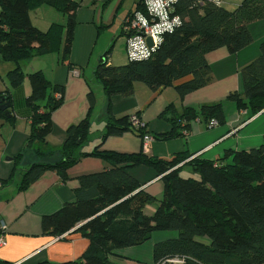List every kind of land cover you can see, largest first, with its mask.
Here are the masks:
<instances>
[{"label":"trees","instance_id":"16d2710c","mask_svg":"<svg viewBox=\"0 0 264 264\" xmlns=\"http://www.w3.org/2000/svg\"><path fill=\"white\" fill-rule=\"evenodd\" d=\"M222 3L177 0L170 16H178L180 23L162 33L161 42L150 57L114 65L109 62L113 44L101 55L94 80L106 93L104 131L96 129L89 116L71 125L61 146L36 150L38 161L24 171L20 183V189H25L47 171H56L67 180L69 169L87 156L107 161L108 169L80 177L75 201L41 219L44 232L54 236L83 223L78 230L88 237L89 245L76 260H45L38 264H117L110 258L113 250L140 245L155 231L178 233L176 238L156 244L157 263L184 256L185 264H264V136L257 148L227 152L214 160L200 155L191 157L188 152L155 156L144 151L123 153L101 148L109 135L125 130L131 129L142 138L151 134L146 124L134 126L131 115L117 118L112 114L113 95H131L138 81L156 91L191 76L177 85L179 95L184 97L212 81L210 52L224 47L236 53L252 43L249 24L264 19V0H242L231 9ZM43 4L61 11L67 23H52L48 30L34 25L30 12ZM0 5V50L5 60L16 63L8 78L13 87L22 85L26 78L31 85L26 99L32 109L31 132L24 149L33 148L45 142L52 132V115L63 102L65 88L52 83L42 70L26 73L25 66L31 58L53 50L61 51L63 64L72 65L76 11L80 4L75 0H0ZM136 12L151 18L145 0H136L128 16ZM124 25L125 21L122 30L128 39L134 33L126 31ZM241 76L243 93L232 92L228 98L236 101L240 109L248 108L257 114L264 109V40L259 55L242 67ZM89 97L93 105V94ZM8 103L11 105L3 110L1 106ZM7 111L13 114L12 93L0 90V118L13 122L15 116L8 118ZM160 117L170 122L172 129L152 134L159 140L182 136L184 131H190L196 118L204 117L208 122L217 119L219 123L225 118L222 102L183 111L171 103ZM96 131H100L99 141L89 147ZM229 157L231 161L226 162ZM186 160L185 165L195 175H181L183 166L179 165ZM136 165L153 167L162 175L164 195L152 216L145 213V208L158 199L128 173L127 169ZM0 264L8 263L0 258Z\"/></svg>","mask_w":264,"mask_h":264},{"label":"crops","instance_id":"0c3cea01","mask_svg":"<svg viewBox=\"0 0 264 264\" xmlns=\"http://www.w3.org/2000/svg\"><path fill=\"white\" fill-rule=\"evenodd\" d=\"M75 1L80 4V1ZM88 1L95 3L97 0ZM111 1L106 0V3ZM241 1L224 0L222 4L225 2L230 4L225 7L231 9ZM118 2L119 6L125 4V0ZM133 6L123 14L120 30H117L119 34L125 35L122 26ZM31 12L33 24L41 27L34 23ZM38 21L45 23L44 19ZM77 22L78 20L76 26ZM52 23L56 22L47 21V27L42 28L48 30L51 26L49 24ZM112 25L111 22L105 26ZM76 26L71 66L63 64L60 55L33 57L25 66L26 73L42 70L52 83L61 84L65 88L63 102L52 115V132L46 136L45 142L35 144L33 148L24 149L31 132L32 109L26 102L31 93L30 82L26 78L18 87L11 85L8 74L16 67V63L5 60L0 50V90H9L12 93L15 116L13 122L0 118V220L7 226L4 230L5 242L0 246V258L8 264H38L45 260L60 263L76 260L89 245L88 237L78 230L83 223L61 236H54L44 232L41 219L44 215L57 211L65 203L75 201V190L79 186L80 177L108 169L110 165L107 161L98 156H87L69 169L67 180L56 171H47L27 188L20 189L24 171L38 161L36 150L61 146L68 137V128L71 125L89 116L96 129L101 128L100 131H104L107 116L106 93L102 85L94 80V69L105 51L99 53L97 59L92 60L91 37L94 30H76ZM100 26L104 29L103 24ZM100 26L96 31L97 36L102 31ZM249 29L253 41L248 46L236 53H230L222 47L208 54L212 81L184 97L179 95L177 85L191 76L177 79L173 85L156 91L144 82L138 81L131 95L119 94L111 97V112L115 117L137 114L141 122L146 124L147 131L153 135L169 132L172 129L170 122L160 117L171 103L175 104L178 111H183L191 107L200 110L203 104L222 102L225 116L223 122L209 128L208 121L204 117L196 118L192 122L190 131H184L182 136L173 139H154L149 143L148 150L144 147V138L129 129L119 135H109L101 148L123 153L144 151L155 156L188 152L191 157L200 155V158L214 160L224 157L227 152L259 147L264 136V109L252 114L250 109H240L236 101L228 98L232 92L242 94L244 91L241 69L260 53V44L264 40V19L251 22ZM125 37L127 45L128 39L126 35ZM109 62L117 64L111 60V57ZM90 64L91 68H88ZM88 69L90 71L87 72ZM90 93L93 94V105L90 102ZM100 131H96L92 136L94 141L89 147L95 146L99 141L97 138ZM18 156L21 158L18 159ZM228 161H231V157L226 160ZM186 162L187 160L179 166L191 168L185 165ZM127 171L140 182L142 189L158 199L145 208V213L152 216L164 195L165 185L162 175L147 165L131 166ZM18 174L20 179L17 178ZM177 236L176 231H155L150 239L140 245L113 250L110 258L117 264H157L156 244Z\"/></svg>","mask_w":264,"mask_h":264},{"label":"rangeland","instance_id":"374dc122","mask_svg":"<svg viewBox=\"0 0 264 264\" xmlns=\"http://www.w3.org/2000/svg\"><path fill=\"white\" fill-rule=\"evenodd\" d=\"M78 1H80L81 5L78 10V17H76L78 20L76 30H94V34L91 37V43H93L91 54L92 60L97 59L99 53H103L111 46V44H113L112 52L110 54L111 60L117 63L116 65L127 63L130 59V54L126 45V37L125 35L119 34L117 30H120V22L123 20V14L134 5L136 0H125L124 6H119L120 1L118 2V0H112L110 3H106V0H97L95 3L88 0ZM222 5L225 7L230 4L225 2V4ZM36 12L38 13L36 14ZM31 14L33 16L34 23L39 24L41 26L39 28L43 30H45V28L42 27H47V21H55L61 25L62 23H67V17L61 11L47 4H43L32 10ZM41 19H44V24L38 21ZM111 22L113 23L112 26H105L111 24ZM102 24L104 29H102L97 36L96 31ZM50 25L51 24H49V26ZM44 55L49 57L59 56L61 55V51L53 50L52 52ZM88 68H91V64ZM88 71H90V69H88L87 72ZM19 175L20 174H18L17 178L19 177L20 179ZM181 175L188 177L195 175V173L192 168L186 167L183 168Z\"/></svg>","mask_w":264,"mask_h":264},{"label":"built area","instance_id":"2783aa9c","mask_svg":"<svg viewBox=\"0 0 264 264\" xmlns=\"http://www.w3.org/2000/svg\"><path fill=\"white\" fill-rule=\"evenodd\" d=\"M177 0H145L148 14L142 12H136L133 15L128 16L125 19L124 29L134 34L128 37L127 48L129 50L130 59H143L150 57L156 50L159 43L161 42L162 33L168 30V25H171V30L177 25L173 21L178 16H170V10L172 5ZM212 2L221 4L223 0H210ZM179 18V17H178ZM180 23V18H179ZM152 37L153 45L149 46L147 38ZM130 121L134 126H140L144 123L141 122L137 114L130 116ZM219 122L217 119H212L208 122V127L213 128L217 126ZM152 134H146L144 136L145 149L148 150V145L154 140ZM6 224L0 220V246L4 244V230ZM186 258L184 256H174L166 258L157 264H185Z\"/></svg>","mask_w":264,"mask_h":264},{"label":"water","instance_id":"95a60500","mask_svg":"<svg viewBox=\"0 0 264 264\" xmlns=\"http://www.w3.org/2000/svg\"><path fill=\"white\" fill-rule=\"evenodd\" d=\"M147 43H148V45L149 46H152L153 45V40H152V37H148L147 38ZM11 104L10 103H8V104H5V105H2L1 106V108L3 109V110H5L7 107H9ZM13 114L12 113H10V112H6V116L9 118V117H11Z\"/></svg>","mask_w":264,"mask_h":264},{"label":"clouds","instance_id":"9594fccd","mask_svg":"<svg viewBox=\"0 0 264 264\" xmlns=\"http://www.w3.org/2000/svg\"><path fill=\"white\" fill-rule=\"evenodd\" d=\"M174 24H179V18L177 17L174 21H173ZM168 30L171 31V25H168Z\"/></svg>","mask_w":264,"mask_h":264}]
</instances>
